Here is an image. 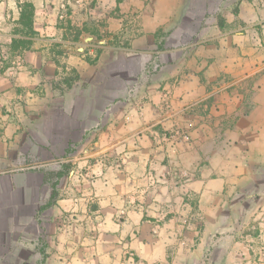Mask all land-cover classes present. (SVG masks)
<instances>
[{"label": "crops", "instance_id": "1", "mask_svg": "<svg viewBox=\"0 0 264 264\" xmlns=\"http://www.w3.org/2000/svg\"><path fill=\"white\" fill-rule=\"evenodd\" d=\"M13 40L0 264H264V0H0Z\"/></svg>", "mask_w": 264, "mask_h": 264}, {"label": "rangeland", "instance_id": "2", "mask_svg": "<svg viewBox=\"0 0 264 264\" xmlns=\"http://www.w3.org/2000/svg\"><path fill=\"white\" fill-rule=\"evenodd\" d=\"M150 56H151L150 65L148 67H146L145 71H144L146 76L154 75L156 73V71L159 70V63H158V61L156 59V53L153 52V53L150 54ZM12 61H13V55L12 54H7V53L0 54V70L3 67H5V65L10 64ZM11 67H13V66H11ZM141 81L142 80L137 79L130 85L129 96H128L130 104H133V105L136 104L134 102V99H135V96L138 94V89H139L140 84H142ZM162 100H163L162 105H164V108L169 109V107H170V98L168 96H166V97H163ZM141 101L145 102L146 99L142 98ZM138 106H142V104L138 103ZM246 230L247 229H245V227H244L241 232L244 233ZM254 231H257L259 236H260V234H262L264 236V227H262V232L258 231L256 228L254 229ZM251 243H253V242H251L249 240H246V238L243 239V244H244V246L246 248L250 249V247H252ZM258 245H259L260 248H264L263 241H259Z\"/></svg>", "mask_w": 264, "mask_h": 264}, {"label": "trees", "instance_id": "3", "mask_svg": "<svg viewBox=\"0 0 264 264\" xmlns=\"http://www.w3.org/2000/svg\"><path fill=\"white\" fill-rule=\"evenodd\" d=\"M21 14H20V19L19 23L23 26L25 29V32L23 33L27 35H34V32L32 31V21H33V12H34V7L31 3L29 2H24L21 6ZM26 42L22 40H13L11 45H10V51L15 53L19 47H25Z\"/></svg>", "mask_w": 264, "mask_h": 264}, {"label": "built area", "instance_id": "4", "mask_svg": "<svg viewBox=\"0 0 264 264\" xmlns=\"http://www.w3.org/2000/svg\"><path fill=\"white\" fill-rule=\"evenodd\" d=\"M17 70H18V65H15L11 67L8 71L11 75H14Z\"/></svg>", "mask_w": 264, "mask_h": 264}]
</instances>
